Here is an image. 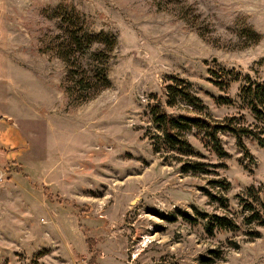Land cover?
Listing matches in <instances>:
<instances>
[{
    "label": "rangeland",
    "instance_id": "1",
    "mask_svg": "<svg viewBox=\"0 0 264 264\" xmlns=\"http://www.w3.org/2000/svg\"><path fill=\"white\" fill-rule=\"evenodd\" d=\"M101 68L110 87L79 102ZM175 79L204 111L167 105ZM249 82L264 84V0H0V264H264V226L243 207L264 221V147L220 133L219 158L194 129L193 157L156 153L150 115L236 118L264 139ZM187 161L215 173L183 174ZM213 215L239 230L210 236Z\"/></svg>",
    "mask_w": 264,
    "mask_h": 264
},
{
    "label": "trees",
    "instance_id": "2",
    "mask_svg": "<svg viewBox=\"0 0 264 264\" xmlns=\"http://www.w3.org/2000/svg\"><path fill=\"white\" fill-rule=\"evenodd\" d=\"M106 35L102 34L99 38L93 37L94 40L102 39ZM72 43L71 45H75L77 48L81 49L83 47V39L82 36L72 35ZM92 41V40H91ZM91 43V42H90ZM111 50L115 46V43L112 42ZM94 82H89V85L86 87L83 85L85 81L80 80L83 88L91 89L90 92H96L92 95H86L85 97L79 98V102L84 103L95 99L99 94L108 89L110 87V82L105 73V68L97 69L94 75ZM166 94L168 96L169 107H175L179 103H184L189 107L193 108L196 111L202 112L206 109V106L202 103V101L193 95L189 91V84L185 80L175 79V84L169 85L166 88ZM241 101L245 104L251 111V113L255 116L257 120L264 121V84L250 83L246 88L241 89L240 95ZM221 102L224 104H229L230 101L228 98H222ZM150 115L152 117L153 124L157 127V130L162 134V138L160 136L155 137V143H153L154 151L156 153H160L163 151L162 145L166 147L168 151H176L181 155H185L187 157L194 156V150L191 143L186 139V135L191 133L194 129L202 132L204 137L209 139L212 144L213 150L217 153L219 158H226L229 154L224 150L221 139L219 137L220 133H229L234 136L237 142V147L241 149L245 154L247 152V148L243 143L244 137H252L254 138L261 147H264V139L252 132V130H247L244 127H241L240 122L236 118L226 119L224 122L219 123L209 118H199L190 115H182L179 117H173L166 111L156 107L150 111ZM236 125H239L236 126ZM264 133V132H263ZM162 139V144H160V140ZM213 168H216L215 165L207 164L201 161H187L182 163L181 172L183 174H211L213 172ZM211 189H223L225 191L229 190L231 185L228 181L224 179H214L209 182ZM207 196L210 198L211 202H216L220 204L221 207H226L227 199L223 196L212 194L209 191H206ZM258 192L254 187H250L247 190L248 197L253 199V202H256ZM244 201V200H241ZM245 202V201H244ZM244 209L251 213L245 219V224L247 226H251L253 224L264 226V221L260 215V212L251 202L244 203ZM207 218L206 222V232L212 236L216 229L221 231H232L236 232L239 230L238 224L231 218L226 216H204ZM250 236L257 237L258 232H250ZM205 264H213L214 261L211 259H204Z\"/></svg>",
    "mask_w": 264,
    "mask_h": 264
},
{
    "label": "built area",
    "instance_id": "3",
    "mask_svg": "<svg viewBox=\"0 0 264 264\" xmlns=\"http://www.w3.org/2000/svg\"><path fill=\"white\" fill-rule=\"evenodd\" d=\"M3 179V177H0V180H2Z\"/></svg>",
    "mask_w": 264,
    "mask_h": 264
}]
</instances>
